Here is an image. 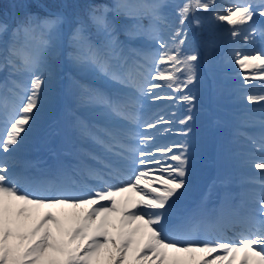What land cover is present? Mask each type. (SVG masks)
<instances>
[{"label": "bare ground", "instance_id": "1", "mask_svg": "<svg viewBox=\"0 0 264 264\" xmlns=\"http://www.w3.org/2000/svg\"><path fill=\"white\" fill-rule=\"evenodd\" d=\"M223 10L229 12L227 8H223ZM232 43H237V39L233 38ZM248 48H243L242 46L238 50L245 49L249 51L250 49ZM259 79H262L260 75H253V81L257 83L260 82ZM126 80L124 84H119V81L117 83L119 86L124 87L129 95L121 97V100L116 101L117 103L123 102L126 105V110H118V106L123 107V105L114 104L110 101L105 110L97 114L98 117L109 122L110 126L106 132L108 136L103 140V143L97 146V155L95 156L96 161L98 164H101L102 169L86 170L79 176L77 186H80L81 190L84 191L77 190L76 184L64 186L67 190V197L70 200L68 205L61 206L62 213H60V207L57 205L47 208L46 204H44V199L50 200L54 192L47 195L37 194L38 189L43 187L44 181L35 186L23 177L26 174L24 171L27 169L26 152H24V159L22 158L19 166H16L11 162L13 160L11 156L19 152L18 148H16L19 145L15 142L13 144L8 142L6 146H2L0 149V179L3 184L8 183L5 178L15 181V189L23 192L25 196L31 192V188L27 186H35V190H32V195L37 201L30 203L28 199L14 198L11 193L0 188L1 251L6 252L8 249L11 251L12 246L21 244L23 246V264H49L51 262L61 264L60 261L64 258L63 248L66 247L64 237L68 235L74 237L76 235V228L79 225L81 226L82 223H89L91 225L90 229L85 232L92 236L104 231L105 227L110 229L115 227L124 228L125 222L134 219V214H138L139 217H150L153 222L147 220L145 222H135L132 231H129L126 237L136 242V252L139 249H143V253L135 255L132 252L133 257L126 258V261L124 263L120 262V264H130L132 262L140 264V259L145 253L146 246L154 247V255L158 260L154 259L153 264H227L229 261L234 263L236 256H238L241 250H223V246L220 247L214 243L205 244L202 242L203 235L196 231V229L190 228L186 232L177 233L173 227L168 225L169 220L166 224L162 223L169 219L170 215H172L171 211L168 208L157 209L150 203L155 197H158L157 192L163 194L162 196L169 197L168 199L172 198L173 192L171 188L174 184L171 181L175 178H184V175H179L180 171L177 169L178 163L169 157L163 164V167H157L159 165H156V161L154 160L152 164L140 162L139 155L141 153L147 155L146 152L149 154L154 152L155 154L163 143H170L165 138L167 136L170 137L172 134H170L171 132H167V129H164L162 134H155L157 131H162V123L155 120L157 108H152L153 104L146 108L149 103L147 100L148 94L144 93L146 84L143 82V85L135 87L136 83L133 81V78H126ZM139 92L144 93V96L138 97L137 94ZM258 103L264 106L263 101H259ZM258 112L264 119V108L259 107ZM144 116L151 118L153 122L152 127L144 123V119L142 118ZM133 119L135 120L133 121ZM259 124H261V131L259 130L255 135L258 139L262 138L264 140V123ZM141 125H143L140 129L141 136H145L146 138L137 140L139 138V131L134 130L133 126L139 129ZM164 127L167 126L165 125ZM130 130L132 133L127 135V131ZM136 133L138 135H135ZM113 138L116 141L117 138L122 139L123 142L121 141L117 144ZM185 139L187 138L180 137L177 141L170 143L169 150L174 151L177 148V144H180ZM13 140L16 141L14 137L12 138ZM125 142L129 144L136 142V146L131 144V147H128ZM139 147H142V152L136 151ZM120 149L131 153L130 157L132 160L130 162H125L123 152ZM258 151L257 155H249L242 159L244 165L255 171L264 170V145H260ZM170 167L173 170H170ZM121 171L133 173L132 178L130 180L125 179L122 182L117 180V178L111 180L106 178V176H115L113 173H121ZM26 175L31 176L29 174ZM90 178H96V180L90 181ZM141 178L144 180L142 181ZM17 180L20 182H17ZM85 181L88 182V188L85 186ZM154 183V188L148 187L149 184ZM141 200L142 202L140 203ZM253 200L257 201L258 199L253 198ZM114 206L119 208L118 211L112 209ZM6 215L7 217L10 216L8 218L9 222L11 221L10 223H7L8 219L4 222ZM171 239H173L172 243L175 245L166 243V241H170ZM181 239L186 242L187 246L180 245ZM98 245L97 240H93L90 250L86 252L92 256L95 252L98 254L105 253L102 258L108 257L106 254L107 249H97ZM220 252L222 254H219ZM257 254L258 252H255L253 258L244 254V258L240 264H245L246 259H249L248 264H264L258 262ZM111 255L121 257L124 256V253L120 247L113 249ZM250 259L254 260L253 263Z\"/></svg>", "mask_w": 264, "mask_h": 264}, {"label": "rangeland", "instance_id": "2", "mask_svg": "<svg viewBox=\"0 0 264 264\" xmlns=\"http://www.w3.org/2000/svg\"><path fill=\"white\" fill-rule=\"evenodd\" d=\"M211 1H215L217 2V0H199L198 6H203V8L207 11V14L210 16L209 19L213 20L215 23H218L219 25L222 26L223 23H227L226 27L224 28L225 31L222 32V37L225 38L226 42H229L232 45V41L233 38L237 39V43H243L246 45H250V47H253L254 45L257 47L255 48V50H250L247 54L242 55V56H237V55H241V52H236L234 50H231L230 47L228 46L227 49H223V52L220 56H223L226 58L228 57V59L230 61L234 60L237 61V64H243L244 69L249 67V60L245 59L247 57L251 58L252 61L255 60L254 64H261V62L263 61L262 58H260V56L256 57V54L259 55H263L262 54V50L263 46H262V38L264 39V36L262 34H264V31L261 32L258 36L262 35V38H252L249 36L244 35V28L241 27V24H247L250 28V30H252L251 28V18L249 17V12L246 9V5L245 3H242V5L240 6H236V4H232L230 6L228 5H222V1L221 2H217L218 7L217 8H211ZM208 3L210 4V8L208 7ZM258 9H261L263 6H261V3H257ZM222 7H226V8H232V10H230L229 12L233 14L231 16H229V12L224 11ZM243 12H246L247 14L244 15ZM243 13V14H242ZM128 25H126L127 29H129L132 25H130V21L127 22ZM225 25V24H224ZM131 29V28H130ZM161 32V31H160ZM252 32V31H251ZM164 36L166 37L167 35L164 34ZM112 38V37H111ZM110 39L107 38L105 40V45H108V47H110L111 51L116 54V52L118 51L116 48L113 50L111 45H109L110 42H108ZM111 41V40H110ZM163 42L160 41L158 42L160 46H163L164 44L160 43ZM218 44V42H216ZM236 45L238 46L239 44ZM213 45V43L211 44V46ZM224 46V45H223ZM223 46L220 44V48H223ZM254 46V47H255ZM239 47V46H238ZM233 48V47H232ZM160 47L157 48V50L153 49L152 52L155 54L156 60H154L153 65L154 68L156 66H158L157 59L159 54L157 53L159 51ZM230 49V50H229ZM232 52L231 56H228V53ZM235 53H237V55H235ZM13 56L17 57L15 54H12ZM256 58V59H255ZM242 59H245V61H241ZM227 60V59H225ZM186 63L188 64V67L192 70L194 67L197 66V63L195 61H193L192 56H190L189 58L186 59ZM76 66V65H74ZM73 66V67H74ZM10 70H13V65L9 64ZM33 66L31 65L29 67V69H27V71H23V73L20 76L21 82L25 84V79L28 78L29 81H31V74L30 73H35L36 77L38 79L39 75H38V67L35 70L33 68V71L31 70ZM228 68H230L228 66ZM260 68L262 70H264V66L261 64ZM170 69L169 66H161L160 67V71L156 72L153 71L151 72V76H149L148 79V84H149V88L156 86L157 88H159V90H153V94H151L150 99H148L149 103H159L162 101V99L166 98L167 96L165 94H167V91H169V89L173 86L170 85L169 82H167L166 80H162L160 82H158L156 80L157 78H160L162 76V74H165L166 72H168ZM231 69V68H230ZM250 69H252V67H250ZM32 71V72H31ZM77 71H79V68L74 67V72L75 74L77 73ZM200 71V70H199ZM232 70H229V74H231ZM211 74L213 75L214 72H211ZM228 75V74H227ZM98 78V75H97ZM28 80L26 82H28ZM57 80V79H56ZM204 80L207 82L206 78H204ZM40 83L43 81L42 84H35L34 87L31 88V84H28L26 87V90L24 91L25 94L21 99V103H23V107L25 106L24 110L23 108H21L18 112V118L21 121L22 126L20 134L22 135L20 140L18 141L21 145V149L22 151H25L27 148L32 147V141L29 142L34 134V132L36 130L39 129L40 124L43 125V120L45 118H49L48 115L51 114L52 110H54L55 106H53V98L54 95L56 94V91L58 89V87L56 88L57 85V81L59 82V80H57L56 82H54V78L52 79V75L49 73L45 74V71H43L42 73V77L39 79ZM215 82V81H214ZM214 82H211V84H214ZM27 84V83H26ZM26 86V85H25ZM206 88V87H205ZM202 89V88H201ZM200 89V91H201ZM172 90V89H171ZM80 93L78 94L77 98L75 99L77 103H79L81 105V108H84L86 110V106L85 103L88 102V105L92 106L91 108H87L88 110L92 111L93 113H97L100 110V107H102V102L100 100H96L94 98H87V93H85L84 91H82L81 89L78 90ZM173 91V90H172ZM199 91V93H200ZM204 92V89H203ZM47 93V94H46ZM47 96H46V95ZM27 102V104H26ZM53 103V104H52ZM26 104V105H25ZM166 105H163V108L161 109V113H168L171 111L166 110L165 109ZM94 110V111H93ZM202 112V111H201ZM204 113V112H202ZM164 115H162L161 117H158V120L160 122L162 121H168L165 118H163ZM229 118L230 116L227 115ZM223 119H225L226 117L224 115H222ZM71 126L73 127L72 123ZM74 128L76 129V126H74ZM35 129V130H34ZM206 135L209 137L210 133H208V130H206ZM156 134V133H155ZM46 137V136H45ZM44 137V138H45ZM221 139H224V137L220 136ZM88 139V137H85ZM48 138H46L45 143L47 142ZM163 150V154H164ZM161 152V153H162ZM13 158V160L11 161L13 164L18 165L20 163V158L23 157L22 153H16L15 155L11 156ZM157 158L160 160L161 156L158 155ZM2 187V186H0ZM6 190V189H5ZM7 191V190H6ZM13 197H18V198H24L22 196H19L17 194H14ZM25 199V198H24ZM27 199V198H26ZM30 199H28L29 201ZM35 199H33L34 201ZM66 202H69L68 198H63V197H55L51 199V202H48L47 204H51V205H45L47 206V208H49V206H54L57 205L59 207V205H63L66 204ZM46 203V202H45ZM61 207V206H60ZM60 213H62L61 208H59ZM10 216L7 217L6 215V220H4V222L7 221V219ZM11 222V221H10ZM9 219L7 221V223H10ZM10 226V225H9ZM80 226V225H79ZM76 228V235L73 237L71 236H66L64 238V240H66V243H68V247L71 249L72 254H74L73 258L74 260H86L89 261V264H107V261H101V260H96L95 258H92L90 254H88L85 250H83V247L87 244V243H91V237L88 233H86L85 231H87L88 229H90L91 225L89 223L87 224H81L80 227ZM116 231V228H108L105 227V230L103 231V233H101L98 237L99 239V244L100 246H103L104 244H107L108 247H112L113 244V240L114 238L111 237V234H114ZM117 232V231H116ZM71 239V240H70ZM126 248V254L123 256L122 259H124V261H126V258L128 257H133L132 256V249H130V244H128ZM153 249V247L149 248V251L147 252V255H149V257H145L143 259V261L146 262V264H153L154 263V259L158 260L156 258V256L154 257V253L150 254V250ZM19 251H21V247L19 246H12L11 251L9 252V249L6 252L1 251L0 249V253L3 255V260L2 263L5 262L8 259H12L14 258V256H18L20 253ZM14 255V256H13ZM18 258V257H16ZM5 260V261H4ZM49 264H56L54 262H51ZM130 264H135V263H130Z\"/></svg>", "mask_w": 264, "mask_h": 264}, {"label": "trees", "instance_id": "3", "mask_svg": "<svg viewBox=\"0 0 264 264\" xmlns=\"http://www.w3.org/2000/svg\"><path fill=\"white\" fill-rule=\"evenodd\" d=\"M175 10V9H174ZM176 11V10H175ZM81 14V13H80ZM82 15V14H81ZM75 25H78V23H75ZM79 26V25H78ZM176 29H177V31L179 32L180 31V29H181V27L180 26H176ZM200 30H201V32H205L204 34H206V33H208L209 31L208 30H204V29H202V27L200 28Z\"/></svg>", "mask_w": 264, "mask_h": 264}]
</instances>
